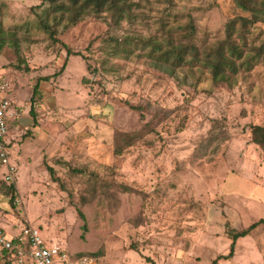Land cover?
Returning <instances> with one entry per match:
<instances>
[{"label":"rangeland","instance_id":"rangeland-1","mask_svg":"<svg viewBox=\"0 0 264 264\" xmlns=\"http://www.w3.org/2000/svg\"><path fill=\"white\" fill-rule=\"evenodd\" d=\"M67 1L0 0V75L19 112L0 230L36 227L92 264H264V223L224 258L233 232L264 219V147L251 138L264 127V55L229 82L203 59L226 25L254 56L264 22L235 0H124L121 16L112 6L66 25L55 9ZM0 264H15L6 250Z\"/></svg>","mask_w":264,"mask_h":264},{"label":"trees","instance_id":"trees-1","mask_svg":"<svg viewBox=\"0 0 264 264\" xmlns=\"http://www.w3.org/2000/svg\"><path fill=\"white\" fill-rule=\"evenodd\" d=\"M56 2V0H42V2ZM42 2L40 4H42ZM235 4L237 7L241 8L243 11H248L251 16L254 18L253 21H263L264 22V0H235ZM112 6H115L112 10L114 12L121 16V14L125 13L127 11L126 3L124 0H118V3L116 5L115 0H68L67 2L58 3L56 5V12H62V16L58 18V22L61 21L63 18L66 25L77 23L79 20H82L86 16L95 15L98 16L101 13H105L109 9L112 8ZM243 19V17H240ZM234 22V20H231ZM46 26V25H45ZM242 27H246L247 24L242 23ZM235 30L233 27L228 28L226 25V32H225V38L219 41L217 44H215L212 47L204 49V63L207 67H209L212 71V76L217 82H229L231 78L233 77V74H236L238 71V68H241L243 64H250L253 65L252 59H261V57L264 55V43L263 45L258 46V48L255 51L254 56H250L245 54L244 51L248 49V45L246 43H237L235 39ZM53 36V35H52ZM242 38V35L239 36ZM63 47L66 49V57L69 55H79L80 53L78 51H72L66 44L62 43ZM193 50V51H192ZM191 52H196V48L192 47ZM163 52V51H162ZM167 56V57H166ZM177 57H172V62L175 64V66H178V64L182 65L183 62L186 60L184 59L181 52H178L176 54ZM171 57L168 53L164 55V60H168ZM197 56L194 55V58ZM200 60V61H203ZM66 61V60H65ZM66 63V62H65ZM64 63V65H65ZM64 65L61 69L64 68ZM57 73H55L56 75ZM48 79L47 77H44L43 80ZM38 83H36L33 87V92L30 100V110L29 114L33 117L35 115L34 111V100L33 96L38 93ZM251 138L255 143L262 144L264 147V127L259 125H254L251 127ZM116 154H120V150H116ZM10 155V153H9ZM9 189L14 192V185L13 183H10ZM78 216L85 220L84 214L81 210L77 209ZM264 223V219L261 218L256 222L251 223L246 229H243L239 232H233L231 234V247L230 251L227 255L224 256V258L232 256L234 244L238 237H242L247 235L250 230L255 228L258 224ZM83 228L86 229V225H83ZM78 256V254H76ZM222 256H219L218 258H221ZM217 258V259H218ZM217 259L213 260L211 264H217Z\"/></svg>","mask_w":264,"mask_h":264},{"label":"built area","instance_id":"built-area-1","mask_svg":"<svg viewBox=\"0 0 264 264\" xmlns=\"http://www.w3.org/2000/svg\"><path fill=\"white\" fill-rule=\"evenodd\" d=\"M11 83L0 75V164L4 165L3 178L11 183L15 178L16 167L9 163V131L19 119V112L11 99ZM8 164V165H7ZM0 250L10 253L15 264H92L89 255L69 258L56 243L47 244L39 234V229L23 226L16 236H9L0 230Z\"/></svg>","mask_w":264,"mask_h":264},{"label":"crops","instance_id":"crops-1","mask_svg":"<svg viewBox=\"0 0 264 264\" xmlns=\"http://www.w3.org/2000/svg\"><path fill=\"white\" fill-rule=\"evenodd\" d=\"M40 80V79H39ZM38 80V81H39ZM38 83V87H39V82H37ZM10 96H11V94H10ZM11 99L14 101V103H15V100L13 99V97H11ZM15 105H16V107L18 106L16 103H15ZM18 110V109H17ZM18 121H19V119H18ZM8 139H9V136H8Z\"/></svg>","mask_w":264,"mask_h":264}]
</instances>
